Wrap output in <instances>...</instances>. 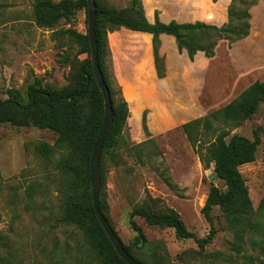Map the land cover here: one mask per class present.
<instances>
[{"label": "rangeland", "instance_id": "obj_1", "mask_svg": "<svg viewBox=\"0 0 264 264\" xmlns=\"http://www.w3.org/2000/svg\"><path fill=\"white\" fill-rule=\"evenodd\" d=\"M35 1L0 0V92L4 97L5 90L13 88L20 93L23 102L27 100L26 88L34 76L54 88L72 86L76 70L71 63L76 55L79 59L86 57V54H77V44L64 33L68 27L82 33L87 31L85 9H75L74 23L60 18L53 28H47L35 22ZM100 1L115 9L130 3V0ZM141 1L150 17L157 14L163 21L223 20L221 6L210 0ZM252 12L256 35L247 43L237 44V53L250 43H254L257 50L264 44V0ZM107 39L109 70L121 85L130 115L118 147L111 156H105L99 169V199L104 212L126 245L131 244L135 235L129 224V212L133 206L149 202L150 197L156 198L162 208L178 212L186 229L196 237H205L211 226L201 209L209 188L216 185L225 190L226 187L215 176L213 163L206 167L199 160L198 151L207 147L220 128L229 129V136L236 133L251 139L254 129H264V101L257 105L251 117L237 126L217 120L210 130L199 127L200 139L197 146H193L179 125L168 123L155 128L163 114L168 116L166 108L171 106L170 101L178 100V90L182 94L183 90H189L181 73L188 69L189 62L182 52L171 63L172 75L179 84L164 86L162 96L153 86L155 70L147 55L148 36L120 27L108 31ZM207 81L209 84L206 83L202 94L205 101L216 95L213 79ZM144 110L148 111L146 120L151 136L141 127ZM149 137L153 140H147ZM43 141L52 147L47 157L35 148ZM139 142L143 144L134 147ZM137 151L141 153V160L137 158ZM67 154L68 150L58 145L52 130L0 124V264L101 263L92 244L76 225L61 220L65 175L58 163L61 156ZM239 170L253 210L263 221L260 236L253 234L259 244L254 245L247 237L242 251L236 252L233 231L223 216V209L214 206L209 213L213 219V237L202 249L194 238H177L172 228L149 224L144 218L134 216L146 239L132 247L135 256L163 264H264L261 248L264 245V207H259L264 198L262 133L255 159L242 164Z\"/></svg>", "mask_w": 264, "mask_h": 264}, {"label": "trees", "instance_id": "obj_2", "mask_svg": "<svg viewBox=\"0 0 264 264\" xmlns=\"http://www.w3.org/2000/svg\"><path fill=\"white\" fill-rule=\"evenodd\" d=\"M257 2L258 0H230L227 6L228 20L217 26L202 20L179 22L171 19L165 22L160 20L157 14L154 16V20L150 21L146 17L141 0H130L129 5L120 9L109 8L100 0H95L98 64L109 88L113 110L112 123L101 147L99 169L103 166L102 162L105 156H111L118 147L122 130L130 115L128 101L122 94L121 85L116 82L114 75L109 70L110 53L107 48V32L124 27L131 31L150 33L155 74L162 78L165 76L164 56L159 53L158 49L161 33L172 35L176 50L185 51L189 60H193L197 51H202L204 56L210 58L214 55V49L220 39H226L230 45L249 34V9ZM78 8H84L86 12V0H61L59 2L36 0L33 5L35 22L39 26L47 28H53L60 18L68 23H74L76 21L75 9ZM64 33L77 44V54H86L83 59L77 58L78 55H76L71 63L76 70L73 77L74 84L54 88L49 83L43 84L40 77L34 76L32 83L26 88L27 100L25 102L21 101L22 96L13 88L6 89L4 97L0 92V124L34 126L56 133L58 145L68 150V154L61 156L58 163L65 175L61 220L76 225L92 244L95 253L101 258L100 264H127L114 250L95 212H93L90 156L95 137L102 123L104 109L102 94L94 79L90 64L87 31L82 33L73 27H68ZM261 101H264V79L255 80L228 103L204 115L190 119L180 124L179 127L190 144L197 146L200 139L199 127L210 130L217 120L237 126L242 120L251 117L256 112L257 105ZM147 112V110L142 112L141 127L146 135L151 136L147 126ZM260 133L264 136L263 128L254 129L250 139L236 133L229 136V129L220 128L207 147L198 151L199 160L206 167L213 163L215 176L223 181L226 187L225 190H221L216 185H211L209 188L201 209V214L211 226L210 232L205 237H196L186 229L183 220L177 214L178 212L172 208H162L156 198L150 197L149 202L135 205L129 212V224L135 231V235L131 244L126 245L122 242L125 250L135 259L147 264H163L154 260H141L135 256L132 247H137L146 239L141 227L133 220L134 216L144 218L149 224L172 228L177 238H194L199 248L202 249L204 244L213 237V219L209 213L214 206L223 209V216L233 231V247L236 252L242 251L247 237L254 245L259 244V241L253 238V234L260 236L263 230V221L258 219L253 210L239 167L255 159V152L260 144ZM147 140L153 139L149 137ZM141 144L143 142L136 143L134 147ZM35 148L42 156L46 157L52 152L50 144L44 141L36 144ZM136 155L141 160L139 151ZM259 207H264V198ZM99 209L113 229L104 212L101 200ZM261 248L264 253V245H261Z\"/></svg>", "mask_w": 264, "mask_h": 264}, {"label": "crops", "instance_id": "obj_3", "mask_svg": "<svg viewBox=\"0 0 264 264\" xmlns=\"http://www.w3.org/2000/svg\"><path fill=\"white\" fill-rule=\"evenodd\" d=\"M262 0L251 6L250 12V29L249 34L239 39L230 45L226 39H220L215 47L214 55L210 58L204 56L202 51H197L193 57V60H189L185 51H182L185 60L189 62V67L185 72H181L184 79L187 82L189 90H178V100L170 101V105L166 108L168 116L163 114V117L155 123V128H159L168 123H174V125H180L190 119L204 115L205 113L221 107L223 104L228 103L235 98L242 90L253 83L255 80L264 79V44L260 46V49H254V43H250L237 52L236 46L239 43H247L251 36L256 35L254 32V25L252 23V10L256 8ZM212 4H219L222 8L223 15L222 21H204L207 23L215 24L217 26L222 25L227 20V6L230 0H210ZM148 20L153 21L154 17H150L146 13ZM216 14V13H215ZM217 15V14H216ZM160 19V18H159ZM162 20V19H160ZM179 22H193L194 19L182 18L175 19ZM163 21V20H162ZM165 22L169 20H164ZM203 21V19H202ZM138 32V31H135ZM148 36V59L153 65V56L151 49V34L147 32H140ZM159 53L164 56L165 64V76L159 78L155 72L153 75V86L155 92L158 95L164 96V86L179 84V81H175L171 72V63L177 59L178 55H182L176 50V44L172 35L161 33ZM166 42L168 44H166ZM259 48V47H257ZM153 70V66L151 67ZM212 78L216 85V95L213 98H208L206 101L203 99V90L209 84L207 81ZM206 86V87H207ZM162 92V93H161ZM219 107L215 108L217 105Z\"/></svg>", "mask_w": 264, "mask_h": 264}, {"label": "water", "instance_id": "obj_4", "mask_svg": "<svg viewBox=\"0 0 264 264\" xmlns=\"http://www.w3.org/2000/svg\"><path fill=\"white\" fill-rule=\"evenodd\" d=\"M86 13H87V36L90 48V64L92 67V72L94 79L97 83V86L102 94L103 98V119L100 125V128L95 137L91 158H90V181H91V192H92V203L93 209L104 229L109 241L113 245L116 253L127 263V264H147L138 259H135L130 253H128L120 238L116 235L112 227L110 226L107 218L104 216L101 210L99 209V166H100V154L103 141L105 140L109 128L112 123L113 110H112V101L109 92V88L103 78L99 64H98V53L96 48V36H95V17H96V3L95 0H86Z\"/></svg>", "mask_w": 264, "mask_h": 264}]
</instances>
